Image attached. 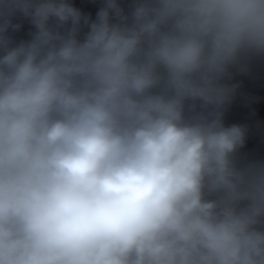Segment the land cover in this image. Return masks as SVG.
Instances as JSON below:
<instances>
[{"label": "clouds", "instance_id": "obj_1", "mask_svg": "<svg viewBox=\"0 0 264 264\" xmlns=\"http://www.w3.org/2000/svg\"><path fill=\"white\" fill-rule=\"evenodd\" d=\"M0 53V264H264V164L223 122L264 0H0Z\"/></svg>", "mask_w": 264, "mask_h": 264}]
</instances>
